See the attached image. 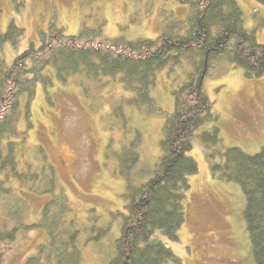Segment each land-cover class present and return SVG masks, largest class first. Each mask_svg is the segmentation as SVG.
Instances as JSON below:
<instances>
[{"label":"trees","instance_id":"obj_1","mask_svg":"<svg viewBox=\"0 0 264 264\" xmlns=\"http://www.w3.org/2000/svg\"><path fill=\"white\" fill-rule=\"evenodd\" d=\"M173 1L187 6L188 15L180 20L161 11L155 39H109L102 35V24L82 26L76 36H66L52 23L47 32L39 31L37 46L29 43L11 66L6 67L0 59V173L4 176L0 179V206L6 205L7 211L0 219V242H13L20 230L40 229L46 234V241L24 264H81L77 219L55 169L42 146L31 149L27 144L37 86L46 89L54 82L62 86L77 82L85 97L111 82L131 94L113 105L106 120L116 131L111 136L119 134L121 138L112 154L125 182L124 213L116 214L122 220L120 235L108 264H181L170 248L161 241L151 242V238L158 232L171 242L179 241L178 232L185 222V193L190 188L188 177L198 172L196 161L187 153L195 132L216 118L204 80L214 65L224 61L242 69L248 79L264 78V44L257 42L255 29L245 28L237 0ZM255 2L264 6V0ZM263 24L261 20L258 25ZM21 34L14 21L10 22L6 33L0 35V47L15 44ZM165 69L168 74L181 70L184 78L172 91L174 109L165 118L160 156L147 179L139 170L142 136L131 129L127 111L159 110L151 91L156 74ZM21 122L23 130L18 128ZM199 138L207 149L212 177L239 185L245 199L243 219L252 259L254 264H264V145L256 154L237 147L222 151L218 149L217 127L201 132ZM108 140L109 148L114 139ZM135 172L145 174L142 181L133 180ZM9 179L16 188L7 184ZM43 197L39 220L26 224L29 206ZM98 234L91 240H99L106 230Z\"/></svg>","mask_w":264,"mask_h":264},{"label":"rangeland","instance_id":"obj_2","mask_svg":"<svg viewBox=\"0 0 264 264\" xmlns=\"http://www.w3.org/2000/svg\"><path fill=\"white\" fill-rule=\"evenodd\" d=\"M237 2L245 28L255 29L257 42L264 44V24L258 25L264 20V6L255 0ZM161 11L180 20L188 15V7L173 0H0V35L12 21L22 30L15 44L0 47V59L6 67L11 66L29 43L37 46L39 31L47 32L52 23L66 36H76L82 26L102 24V35L109 39H155ZM183 78L181 70L158 72L151 97L159 110L127 111L131 129L142 136L139 170L147 179L160 156L165 118L174 109L172 91ZM203 88L216 118L195 132L187 153L196 161L198 172L188 177L190 188L185 193V222L178 232L179 241L171 242L155 232L151 242L161 241L181 264H254L243 219V193L239 185L212 177L207 149L199 135L217 127L218 149L237 147L247 154L258 153L264 145V78L248 79L242 69L224 61L213 66ZM86 96L77 82L66 86L54 82L46 89L39 84L31 104L33 128L27 144L31 149L42 146L55 169L58 184L77 219L81 264H108L120 235L122 220L116 214L124 213L125 182L112 154L121 145V138L119 134L111 136L116 131L106 120L113 105L131 94L111 82L104 90ZM18 128L23 130L22 122ZM109 138L114 142L108 148ZM216 161H220L218 155ZM145 174L135 172L133 180L140 182ZM0 179H4L1 173ZM7 184L17 187L11 179ZM44 198L35 199L29 206L24 216L26 224L39 220ZM5 209L6 205L0 206V219L5 217ZM99 230H106V234L91 240ZM45 241L43 230L18 231L13 242H0V264H24Z\"/></svg>","mask_w":264,"mask_h":264}]
</instances>
